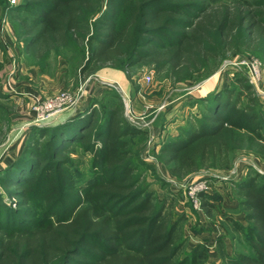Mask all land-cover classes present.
Instances as JSON below:
<instances>
[{"label": "trees", "instance_id": "obj_1", "mask_svg": "<svg viewBox=\"0 0 264 264\" xmlns=\"http://www.w3.org/2000/svg\"><path fill=\"white\" fill-rule=\"evenodd\" d=\"M12 7L28 14L20 26L29 45L84 42L85 69L154 58L180 78L242 51L264 63V0H107L101 12L99 0H22ZM236 81L239 90L200 98L202 112L161 142L156 157L175 178L229 168L239 133L259 140L264 152V103L248 79ZM112 96L90 100L62 122L31 126L21 154L0 169V264L207 263L206 245L185 252L176 196L142 184L146 162L132 144L146 132ZM78 150L90 155L86 177L73 162ZM232 184L243 221L219 214L244 248L229 253L218 237L219 264H264V175L251 170ZM198 197L210 217L216 206L205 192Z\"/></svg>", "mask_w": 264, "mask_h": 264}, {"label": "rangeland", "instance_id": "obj_2", "mask_svg": "<svg viewBox=\"0 0 264 264\" xmlns=\"http://www.w3.org/2000/svg\"><path fill=\"white\" fill-rule=\"evenodd\" d=\"M18 1L22 0H16V3ZM99 1L101 12L107 0ZM16 3L0 0V156L3 155L0 169L21 154L28 130L35 125V114L31 109L34 101L20 110L19 104L8 99L4 93L8 87L25 83L35 91V98L39 99L62 90L75 92L80 89L82 99L74 106L79 109L87 100L88 105L94 98L113 100V94L120 96V91L109 86L110 83H120L130 97V110L127 115L124 112V115L134 126L146 132L145 138L134 137L132 144L133 149L146 162V165L140 166L142 184L154 189L159 196H163L166 190L176 196L174 210L184 217L182 235L186 240L185 252H189L196 244H204L208 248L206 264H219L216 249L218 237L223 238L229 253H232L234 247L243 250V244L231 240L230 236H237V233L224 224L219 212L231 214L235 219L243 221L233 194L232 181L244 178L251 170L264 175L262 143L248 134L239 133L240 148L234 152L229 168H204L182 179L172 176L156 156L161 142L167 136L177 134L181 127L188 126L192 116L202 112V103L198 101L200 98L226 87L239 90L240 85L236 81L239 76L248 79L253 85V92L264 103L262 59L247 51L235 57L228 54L219 60L215 69L209 63L210 66L204 67L199 73L182 75L180 78L174 77L168 66H158L154 58H143L126 68L100 64L92 70V64H89L85 69L88 51L84 42L74 39L55 42L47 39L29 45V37L20 26L21 18L28 14L13 9L12 5ZM90 21L93 22V19ZM243 60L259 62L260 80L257 84L252 82ZM146 75L151 77L149 83L142 79ZM119 78L126 82V86ZM56 117L42 124L51 125ZM72 158L76 168L85 177L88 176L90 155L78 150ZM200 192L208 194L209 200L217 208L210 217L200 207ZM3 199L4 202L8 200L6 197Z\"/></svg>", "mask_w": 264, "mask_h": 264}, {"label": "built area", "instance_id": "obj_3", "mask_svg": "<svg viewBox=\"0 0 264 264\" xmlns=\"http://www.w3.org/2000/svg\"><path fill=\"white\" fill-rule=\"evenodd\" d=\"M10 1L12 4L16 3V0ZM242 63L248 68L252 82L257 84L260 80L259 62L256 60L251 62L243 60ZM142 79L145 83H149L151 77L146 75ZM109 86L115 88L117 91H120L124 112L127 115L130 110V97L125 93L119 84L110 83ZM82 94L83 93L80 89L75 92L62 90L55 95L44 99L35 98L31 108L35 114L33 122L35 125H43L42 123H46L49 119H52L61 112L74 108V106H76L81 101Z\"/></svg>", "mask_w": 264, "mask_h": 264}, {"label": "crops", "instance_id": "obj_4", "mask_svg": "<svg viewBox=\"0 0 264 264\" xmlns=\"http://www.w3.org/2000/svg\"><path fill=\"white\" fill-rule=\"evenodd\" d=\"M119 79L126 86V82L124 80H122L121 78H119ZM119 85H120V83H119ZM7 89L8 90L4 91V93L8 96V99H10L11 101H14L17 104H19L20 110L21 109H25L28 104L33 102L34 98L37 95V94H35V91L33 89H31L29 86H27V84H25V83L24 84H20V85H15V87L11 86V87H8ZM87 102H88V100L84 103L82 108L76 109L74 107V108L68 109V110L58 114L57 117L55 118L56 121L54 120L55 122H53V123L62 122L65 119H67L69 117H72L75 114L79 113L80 111H82L87 106ZM21 105L24 106V107L21 108ZM78 106L80 107L81 105H78ZM2 158H3V155L0 156V160Z\"/></svg>", "mask_w": 264, "mask_h": 264}]
</instances>
